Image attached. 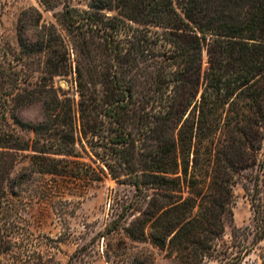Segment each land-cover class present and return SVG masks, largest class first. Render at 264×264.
Segmentation results:
<instances>
[{"label": "trees", "instance_id": "trees-1", "mask_svg": "<svg viewBox=\"0 0 264 264\" xmlns=\"http://www.w3.org/2000/svg\"><path fill=\"white\" fill-rule=\"evenodd\" d=\"M39 2L55 23L25 10L16 66L0 51V254L11 251L3 210L22 179L18 153H30L34 174L101 178L76 161L79 121L100 172L134 189L108 233L182 264H245L264 242V0ZM72 75L77 102L55 81ZM35 106L38 120L21 117ZM243 180L253 227L226 241Z\"/></svg>", "mask_w": 264, "mask_h": 264}, {"label": "rangeland", "instance_id": "rangeland-1", "mask_svg": "<svg viewBox=\"0 0 264 264\" xmlns=\"http://www.w3.org/2000/svg\"><path fill=\"white\" fill-rule=\"evenodd\" d=\"M66 1V0H64ZM72 5L86 9L88 0H67ZM30 8L43 14L46 23H55L53 12L44 11L39 0H0V51L10 53L15 67L20 58L18 41L19 18ZM62 6L56 9L61 11ZM33 29L32 27H30ZM17 69H21L17 64ZM36 66V65H35ZM72 100L79 96L75 75L56 78ZM28 121L40 117L38 106L21 113ZM15 133L31 137L21 131L10 119ZM76 144L82 158L81 164L92 165L97 181L66 176L32 173L29 152L17 154L14 175L21 174L17 184H10L7 204L3 210V228L10 242L9 254H0L3 264H182L178 259L153 246L151 242H134L122 231L108 233L109 223L123 213L132 201L134 189L121 185L109 174L103 175L96 162V142L86 139L80 132ZM75 160V159H74ZM103 166V165H102ZM105 168V167H104ZM106 169V168H105ZM108 173V171L106 170ZM264 185V171L261 177ZM252 184L239 182L233 188V220L227 224L225 240L230 241L235 227H253L250 188ZM249 236L248 243H251ZM264 242L253 247L245 264H262ZM208 264H218L212 260Z\"/></svg>", "mask_w": 264, "mask_h": 264}]
</instances>
